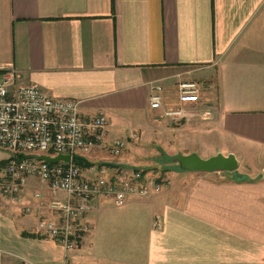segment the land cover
<instances>
[{
    "label": "crops",
    "instance_id": "obj_1",
    "mask_svg": "<svg viewBox=\"0 0 264 264\" xmlns=\"http://www.w3.org/2000/svg\"><path fill=\"white\" fill-rule=\"evenodd\" d=\"M10 69L20 85L78 102L84 118L107 117L92 167L142 171L134 157L149 132L197 133L207 159L238 165L172 171L158 195L121 208L95 200L82 218L89 236L70 253L0 199V264H264V164L248 163L264 162V0H0V73ZM181 81H208L207 118H192L199 97L178 121L149 110L155 85L162 108L177 107ZM118 140L114 158L106 146ZM37 188L30 179L26 200Z\"/></svg>",
    "mask_w": 264,
    "mask_h": 264
},
{
    "label": "built area",
    "instance_id": "obj_2",
    "mask_svg": "<svg viewBox=\"0 0 264 264\" xmlns=\"http://www.w3.org/2000/svg\"><path fill=\"white\" fill-rule=\"evenodd\" d=\"M18 79L14 69L0 73V150L7 155L0 169V199L17 206L23 216H34L38 235L66 253L78 251L90 232L82 218L92 211L95 200L121 208L129 200H146L166 188L164 178L134 168L112 172L75 166V158L86 159L103 144L107 117L84 118L78 102L49 98L34 85L18 84ZM176 87L177 107L162 108L161 86L150 87L147 96L149 110L160 111L169 122L186 117V106L199 101L196 83L181 81ZM123 145L118 140L106 146L107 153L117 158ZM57 155L69 160L49 165L38 159ZM30 179L38 188L26 200Z\"/></svg>",
    "mask_w": 264,
    "mask_h": 264
},
{
    "label": "rangeland",
    "instance_id": "obj_3",
    "mask_svg": "<svg viewBox=\"0 0 264 264\" xmlns=\"http://www.w3.org/2000/svg\"><path fill=\"white\" fill-rule=\"evenodd\" d=\"M197 83L199 86H201V90H199L198 93L199 95L198 97L201 99V103H199L201 104V106L196 107V113H197L196 118H194L196 113L191 114L194 115L192 118L193 120L196 121H198L199 118L204 119L209 116V112L207 108H208V103L210 102L209 99L210 88L208 86V81L205 83H200V81H197ZM139 139H140L139 140L140 144L138 145L141 146V148L138 149V155H135L134 160L137 161L136 164L140 170L144 172L146 171L147 173L151 174V176L154 177H161L165 179L166 175L168 176V173L178 170L175 164V157L177 155L165 161L163 159L164 155L158 152V148L160 150H163L164 153H167V155L171 154V151H175L176 153L180 154L184 150H187V152H189V154L192 155L194 153L192 151H195V153H197L195 155H197L199 158L203 160L207 159L206 157V155L208 154L207 150L198 148L197 146L201 141V137L197 133L196 134L192 133V135L184 134L182 136L176 134H170V135H163L161 133L153 134L149 132V134L146 135L140 133ZM155 152H158V154H154ZM6 157H7L6 153L0 150V169L3 165V162L7 161ZM248 163L249 164L251 163V167L253 168V170H257L260 166L264 164V162H260V164L257 165V163L255 162V157H250ZM227 179L231 180L229 177ZM124 257L125 255H122V259Z\"/></svg>",
    "mask_w": 264,
    "mask_h": 264
},
{
    "label": "water",
    "instance_id": "obj_4",
    "mask_svg": "<svg viewBox=\"0 0 264 264\" xmlns=\"http://www.w3.org/2000/svg\"><path fill=\"white\" fill-rule=\"evenodd\" d=\"M39 160H43L46 164L53 165L55 163L62 162L66 163L69 160L67 156H55L53 158H47L45 156H40ZM175 164L178 167L179 172H191V173H204L211 174L212 172L224 173V172H234L238 164L236 160L230 154L226 156L213 155L208 159H201L197 155H184L175 157Z\"/></svg>",
    "mask_w": 264,
    "mask_h": 264
},
{
    "label": "trees",
    "instance_id": "obj_5",
    "mask_svg": "<svg viewBox=\"0 0 264 264\" xmlns=\"http://www.w3.org/2000/svg\"><path fill=\"white\" fill-rule=\"evenodd\" d=\"M4 163V162H3ZM73 164L75 165V166H77V167H79V168H82V169H87V168H90V167H92V165L91 164H89V163H87L86 162V160L85 159H83V158H75L74 160H73ZM177 169H178V167H177Z\"/></svg>",
    "mask_w": 264,
    "mask_h": 264
}]
</instances>
